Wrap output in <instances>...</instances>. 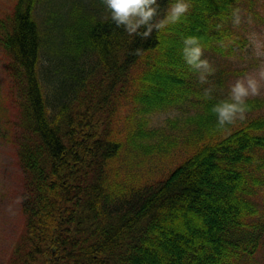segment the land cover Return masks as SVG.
<instances>
[{
    "label": "trees",
    "instance_id": "trees-1",
    "mask_svg": "<svg viewBox=\"0 0 264 264\" xmlns=\"http://www.w3.org/2000/svg\"><path fill=\"white\" fill-rule=\"evenodd\" d=\"M173 2L158 0L157 19ZM188 2L146 39L105 22L102 0H15L0 14L24 186L7 264H264V98L234 125L212 111L264 0ZM189 36L215 69L203 84L183 58ZM175 107L190 113L148 125ZM154 157L159 171H143Z\"/></svg>",
    "mask_w": 264,
    "mask_h": 264
},
{
    "label": "rangeland",
    "instance_id": "rangeland-1",
    "mask_svg": "<svg viewBox=\"0 0 264 264\" xmlns=\"http://www.w3.org/2000/svg\"><path fill=\"white\" fill-rule=\"evenodd\" d=\"M14 1L0 0V14L9 11ZM253 34L259 40L264 41V25H258L257 28L249 32L248 43L245 48L231 57L232 66L244 70L230 79V86L237 78L257 69L261 63V59L257 57L249 39ZM6 65L7 58L0 48V264H7L10 260L13 248L23 231L24 224L22 212V196L24 192L22 184L23 172L19 164L17 154L18 144L16 141V130H19L20 126L15 124L13 128L14 125L11 127L9 121V119L14 121L15 114L18 112V95L14 90H11L12 84L5 67ZM259 98H264V94L259 96ZM186 110V107H175L155 112L150 114L148 125L167 129L169 127L167 118L184 117L190 113V110ZM261 112H264V106ZM166 133L168 134V130H166ZM173 134L178 140L182 137L178 133V130H173ZM176 146V148L181 147L179 142ZM157 160L161 161L162 158L154 157L149 159L148 165L146 162H143V171H147L150 168L156 174L160 166ZM139 166L141 167V163Z\"/></svg>",
    "mask_w": 264,
    "mask_h": 264
},
{
    "label": "clouds",
    "instance_id": "clouds-1",
    "mask_svg": "<svg viewBox=\"0 0 264 264\" xmlns=\"http://www.w3.org/2000/svg\"><path fill=\"white\" fill-rule=\"evenodd\" d=\"M108 16L104 21L111 20L117 28H122L129 36L139 35L148 38L153 30L157 32L166 29L169 25L180 22L191 9L188 0H174L163 18L157 19L160 10L158 0H102ZM233 25L238 26L242 22L241 10L234 9L232 13ZM251 23V18H249ZM144 29L141 31V29ZM254 51L261 63L257 69L237 78L230 86L228 98L213 105L212 111L216 114L219 126L234 125L237 121H244L250 110L249 99L264 94V41L259 40L255 34L250 36ZM183 58L187 65L195 70L200 83H206L207 77L214 74L215 69L204 57V48L199 38L186 37L183 41ZM139 49L135 54H139ZM205 97L211 98V89H205Z\"/></svg>",
    "mask_w": 264,
    "mask_h": 264
}]
</instances>
